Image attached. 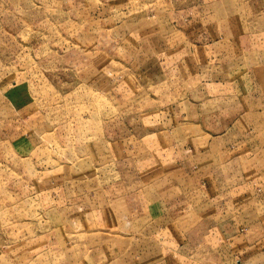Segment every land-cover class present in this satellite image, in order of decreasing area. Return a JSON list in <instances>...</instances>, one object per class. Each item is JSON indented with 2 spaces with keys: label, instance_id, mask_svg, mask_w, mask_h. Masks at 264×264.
<instances>
[{
  "label": "rangeland",
  "instance_id": "374dc122",
  "mask_svg": "<svg viewBox=\"0 0 264 264\" xmlns=\"http://www.w3.org/2000/svg\"><path fill=\"white\" fill-rule=\"evenodd\" d=\"M235 2L237 6L228 0H0V244L16 247L0 257V264H29L32 253L25 257L28 250L17 243L34 238L42 243L50 230L55 231L56 248L34 264H98L103 242L91 233H118L102 221L111 219L113 210L121 219V233L151 231V226L145 230L148 200L130 189H145L146 172L160 170L162 161L177 164L191 152L172 143L180 137L177 131L165 132L157 123L168 98L173 104L192 99L193 90L204 91L203 84L209 83V67L217 60L204 49L215 51V20L207 17L233 8L250 10L242 15L254 32L244 34L239 24L233 25L240 37L228 40L238 41V56L259 50L243 47L241 36L263 39L255 30L264 24V16H256L264 13V0ZM196 12L205 19L200 20L197 43L184 30L198 19ZM242 15L239 11L238 17ZM171 22L178 23V37L164 29ZM159 30L165 36L146 33ZM162 38L172 48L157 49L149 57L145 40L154 49ZM168 56L176 63L170 68L160 64ZM256 62L255 55H247L241 67L257 90L256 77L264 78V73L258 75L262 66ZM12 94L23 95L15 99H26L27 106L17 108ZM113 199L125 202L115 207ZM55 204L50 213L45 210ZM203 207L200 221L208 219ZM128 218L136 224L127 225ZM145 239L136 241V250L152 252ZM43 249L41 254L48 251ZM123 253L122 261L128 263L132 252ZM145 258H136V264Z\"/></svg>",
  "mask_w": 264,
  "mask_h": 264
},
{
  "label": "crops",
  "instance_id": "0c3cea01",
  "mask_svg": "<svg viewBox=\"0 0 264 264\" xmlns=\"http://www.w3.org/2000/svg\"><path fill=\"white\" fill-rule=\"evenodd\" d=\"M228 1L231 6H237L235 1L249 0ZM199 6L198 3L197 7L200 8ZM225 11L207 17L215 20L211 25V37L214 38L211 49L215 51L213 53L209 48L204 49L208 50L211 60H217L219 64L216 61V65H210L209 83L203 84L205 90L195 89L192 92L194 98L179 100L177 104H173L168 98L167 108L162 107L160 110L158 127L165 132L177 131L180 137L173 138L172 143L188 146L191 152L183 154L184 157L177 164L162 161L160 170L146 172L143 175L147 183L145 189L130 185V191H141L148 200L145 211V220L148 222L145 230L151 226V231L121 233L122 228L118 226L121 225V219L117 217L115 210L111 212V219L102 218L103 223L113 224L118 233L100 234L96 230L91 233L96 234L103 242L100 255L103 260L98 264H136L138 257H146L143 263L138 264H264V78L256 77V90L254 81L250 80L246 72L247 68L241 67L247 64V55H255L256 64L262 66L258 75L260 76L261 71L264 73V24L260 31L258 27L255 30L262 34L263 39L260 37L252 40L241 36L243 47L259 50L244 52L238 56V41L231 42L228 38L239 36L233 33V25L239 24L241 33L254 32L242 15L250 10H239L241 17H238L239 11L234 8L232 12L229 9ZM195 15H199L198 19L193 18L192 23L184 25V30L193 34V42L197 43L201 36L200 20L205 19L199 12ZM249 16L250 14H246V18ZM256 16H264V13L258 12ZM230 17L234 21L228 20ZM172 24H167L164 29L171 37H178L175 32L178 23L177 26ZM146 33L150 37L158 36L154 33L161 34L160 37L165 36L164 30ZM182 38L175 41L178 43ZM162 41L160 47L151 49L148 43L152 42L145 40L144 48L148 50L149 57H152V53L157 54V49L161 51L172 48V43H168L167 39L162 38ZM200 49L198 47L196 51L199 52ZM222 51L224 52L221 53ZM150 60L153 61L154 58ZM185 60L190 58L183 61ZM156 63L155 61L153 64ZM166 63L160 62L168 68L176 64L169 56ZM202 66L204 68L205 65ZM198 76L201 74L198 73ZM14 95L9 97L17 108L27 106L26 99H15L16 96L23 95ZM219 128L221 132L218 133L206 131ZM116 192L119 193V190H112V193ZM111 202L119 207L125 201L113 199ZM204 205L208 210V219L200 221ZM55 208L56 204L53 208L46 206L45 210L50 213ZM190 217L192 224L189 223ZM97 220L101 222L100 219ZM136 222L137 220L128 218L127 225L132 226ZM203 226L211 228L212 231L206 232ZM159 228L162 233H158ZM140 238L150 241L152 252L146 249L144 252H140L138 248L136 250V241ZM56 240L55 231L50 230L42 243L34 238L21 244L19 241L17 244L23 250H28L26 255L23 254L25 257L32 253L31 258H34L29 264H34L41 256L50 257L51 250L56 248ZM133 244H136L135 248ZM6 245L0 244V257L4 253L10 255L16 249L11 247L12 244ZM45 247L48 251L41 254ZM124 251L125 254H133L128 256V263L125 259L122 261ZM66 257L68 259V254Z\"/></svg>",
  "mask_w": 264,
  "mask_h": 264
}]
</instances>
